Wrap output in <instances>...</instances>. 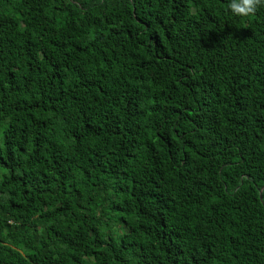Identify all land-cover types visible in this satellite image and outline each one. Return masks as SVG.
<instances>
[{
  "label": "trees",
  "instance_id": "trees-1",
  "mask_svg": "<svg viewBox=\"0 0 264 264\" xmlns=\"http://www.w3.org/2000/svg\"><path fill=\"white\" fill-rule=\"evenodd\" d=\"M0 0V264H264V7Z\"/></svg>",
  "mask_w": 264,
  "mask_h": 264
},
{
  "label": "clouds",
  "instance_id": "clouds-1",
  "mask_svg": "<svg viewBox=\"0 0 264 264\" xmlns=\"http://www.w3.org/2000/svg\"><path fill=\"white\" fill-rule=\"evenodd\" d=\"M264 7V0H230L228 10L235 16H249Z\"/></svg>",
  "mask_w": 264,
  "mask_h": 264
}]
</instances>
